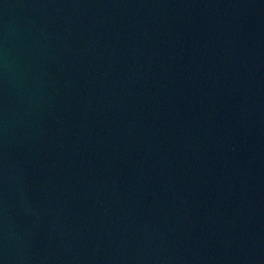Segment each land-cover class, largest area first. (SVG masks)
<instances>
[{"label": "water", "instance_id": "obj_1", "mask_svg": "<svg viewBox=\"0 0 264 264\" xmlns=\"http://www.w3.org/2000/svg\"><path fill=\"white\" fill-rule=\"evenodd\" d=\"M0 264H264V0H0Z\"/></svg>", "mask_w": 264, "mask_h": 264}]
</instances>
